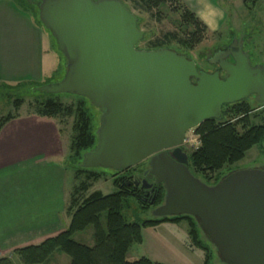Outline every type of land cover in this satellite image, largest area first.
Returning a JSON list of instances; mask_svg holds the SVG:
<instances>
[{
    "label": "water",
    "instance_id": "water-1",
    "mask_svg": "<svg viewBox=\"0 0 264 264\" xmlns=\"http://www.w3.org/2000/svg\"><path fill=\"white\" fill-rule=\"evenodd\" d=\"M35 1L65 61L63 78L37 91L77 96L100 112L96 146L79 168L125 172L148 161L140 189L153 193L154 179L164 190L153 219L190 217L222 263L264 264V169L235 171L209 187L192 176L181 149L224 106L254 97L264 108V66L251 65L244 36H231L209 74L185 55L137 50L143 36L119 0Z\"/></svg>",
    "mask_w": 264,
    "mask_h": 264
},
{
    "label": "rangeland",
    "instance_id": "rangeland-1",
    "mask_svg": "<svg viewBox=\"0 0 264 264\" xmlns=\"http://www.w3.org/2000/svg\"><path fill=\"white\" fill-rule=\"evenodd\" d=\"M119 1L122 2L129 13L137 20V29L143 36L142 41L136 47L139 51L170 50L177 54L185 55L201 71L210 74L215 69L213 67L214 65L211 64L213 54L218 49L228 46L231 42L230 34H227L226 30H224L218 34H210L208 32L198 44L192 46L189 42L192 27L184 25L181 5H184L188 10L189 8L179 0H169L170 2L167 4H160L157 7H149V0ZM19 2L21 7L28 6L31 8L38 20V2L32 0L28 5V0H19ZM221 5L223 4L221 3ZM245 5V7H240L238 11L231 10L233 14H225L226 20L223 29L232 27L233 32L231 31V33L233 34L237 31L238 34L234 38L245 36V40L242 41L244 42L242 43V49L248 54L251 65L264 66V0L254 3L250 0ZM36 25L42 28L44 37H47L50 41L52 40L54 44L55 41L52 37L48 36L50 33L40 23L36 22ZM58 55L60 56L59 53ZM60 58H62V55ZM55 75H51L52 77L49 76L48 78L45 77L43 82L36 85L20 84L17 86H7L0 84V120L8 115L13 118L4 124L0 130V156L3 151L8 152L9 150H13L14 146L20 143L19 140L27 138L29 139L26 141L28 142L26 144L28 147L36 146L53 151L52 146H57L55 147L54 158L67 169L68 177L72 180L73 187L75 188L74 197L78 204L82 203L94 193L102 196L117 193V189L113 185L114 180H124L128 185L130 184L129 186L132 185L131 179L143 180L142 172L145 169L144 163L136 166L135 172L133 169L125 172H114L101 168L90 170H81L79 168L84 154L90 152L96 146V132L99 128L100 112L83 98L73 95H47L37 91L41 86L58 82L63 78H58L56 81ZM48 102L61 105L65 111L53 117H44L40 113L43 112V108ZM245 103H247L251 110L249 114L250 126H264V108H259L254 97L248 98ZM66 109L69 111H66ZM85 120L88 122V130L93 136L94 145L88 150L77 153L75 150V142L79 135L81 125ZM226 120H230L233 123L237 120V117L232 112L226 111L221 121ZM38 123L46 124L48 128L39 129L37 126ZM195 130L189 131L186 134L187 142L181 149L188 158V168L192 176L206 186H215L225 175L235 171L264 169L263 143L248 151L243 160L237 164L226 166L217 173L206 175L195 173L190 164V156L201 146V136ZM237 131L240 134L243 133L242 127L238 126ZM48 136H51V147H49L50 140H48ZM68 186H70L69 183ZM120 186H123V184H120ZM136 189H138L137 191L140 190L139 188ZM160 205L142 209L137 200L131 197L123 204L121 214L127 223L140 224L144 221L152 220L153 210ZM102 221L104 223V220ZM186 224L185 222H181V225L178 227L180 228L179 230L182 231L183 229L181 228L185 230L187 228ZM196 232L198 240L209 253L210 258L208 264H225L221 262L215 248L211 246L202 231L196 228ZM92 235L93 228L89 226L84 231L75 233L72 236V240L75 243L91 248L94 245ZM169 238L173 239L171 244V246L174 245L173 251H168L165 242H163L164 239ZM184 242L185 239L180 240L177 236L165 234L157 237L146 233L144 234L142 244H135L130 248L128 260L138 259L139 256L143 255L150 258L159 257L158 259L163 264H204L202 255L198 251L189 253L182 248L181 244L185 245ZM53 258H55L54 261L57 264H68L70 262L67 256L58 252L54 254ZM13 261L15 262L13 263L11 261L13 264H21L17 256H13Z\"/></svg>",
    "mask_w": 264,
    "mask_h": 264
},
{
    "label": "crops",
    "instance_id": "crops-1",
    "mask_svg": "<svg viewBox=\"0 0 264 264\" xmlns=\"http://www.w3.org/2000/svg\"><path fill=\"white\" fill-rule=\"evenodd\" d=\"M179 1L205 25L210 34L226 30L227 34H235L233 37H236L238 32L231 33L232 27L223 29L225 14H233L231 10L238 11L250 0ZM252 1L254 3L260 0ZM36 22L34 11L21 7L19 0H0V84L36 85L51 75L56 74V81L64 76L63 57L60 58L61 54L55 43L44 37L42 28ZM48 36L51 37L49 34ZM37 126L39 129L47 127L46 124L39 123ZM48 137L51 147V136ZM28 140H19L20 143L14 146L15 150L3 151L0 156V259H8L13 263V256H16L14 251L37 246L67 230L75 211V188L67 169L54 158L57 146H52L53 151L36 146L28 147ZM180 225L181 223H164L144 228L140 244L146 233L157 237L165 234L177 236L180 240L185 239V245L181 244L182 248L189 253L198 251L205 262V252L192 245L188 225L186 224L185 230L181 228L182 231L178 228ZM169 239H164L163 242L168 251H173V239ZM128 256L127 254V261ZM141 258L163 264L159 257L143 255L129 262ZM53 264L57 263L54 261Z\"/></svg>",
    "mask_w": 264,
    "mask_h": 264
},
{
    "label": "trees",
    "instance_id": "trees-1",
    "mask_svg": "<svg viewBox=\"0 0 264 264\" xmlns=\"http://www.w3.org/2000/svg\"><path fill=\"white\" fill-rule=\"evenodd\" d=\"M168 2L170 1L149 0V7H157ZM146 7L149 9L148 6ZM181 7L184 25L192 27L189 42L193 46L198 44L208 31L205 25L184 5H181ZM24 8L31 10L28 6ZM37 21L39 22V20ZM245 101L224 106L219 120H209L195 130L201 136L200 148L190 156V164L195 173H201L202 175L217 173L226 166L237 164L243 160L245 154L253 147L264 143V126H250L249 114L251 110ZM63 111L65 109L61 105L48 102L40 114L44 117H53ZM66 111L69 110L66 109ZM226 111L232 112L237 120L233 123L230 120L221 121ZM12 119L8 115L0 120V130L4 124ZM87 124V120L82 123L75 142L77 153L88 150L94 145V139L88 130ZM238 126L242 127L243 133L240 134L237 131ZM120 184H123V186H120ZM113 185L117 189L115 194L102 196L94 193L80 204L74 199L75 211L67 230L37 246L14 251L21 264H53V256L57 252L67 256L70 260L69 264H159L146 258L129 262L126 256L133 245L142 242V229L164 223L178 224L181 222L187 223L192 245L205 252L204 264H208L210 256L207 249L198 240L196 228L197 230L199 228L194 219L180 216L152 219L137 224L127 223L122 216L123 204L131 197L137 200L142 209L162 204L164 198L162 185L155 186L153 189L155 190L152 194L154 195L153 204H150V201L143 196L141 190L137 191L138 189L135 186H129L130 184L128 185L124 180H114ZM102 220H104V223ZM89 226L93 228L94 245L91 248L72 240L75 233L82 232ZM0 264L13 263L8 259H0Z\"/></svg>",
    "mask_w": 264,
    "mask_h": 264
},
{
    "label": "flooded vegetation",
    "instance_id": "flooded-vegetation-1",
    "mask_svg": "<svg viewBox=\"0 0 264 264\" xmlns=\"http://www.w3.org/2000/svg\"><path fill=\"white\" fill-rule=\"evenodd\" d=\"M29 1V0H28ZM35 1V0H34ZM37 2V1H36ZM231 43V42H230ZM230 43L228 44V45H230ZM227 48V46L226 47H224V48H220V49H218L217 51H215V53L213 54V58H216V59H214V60H212V61H214V62H217V60L219 61V59H217V58H219V56L221 55V53L223 52V51H225V49ZM227 62H229V63H231V60L230 59H228V60H226ZM215 69H214V71L213 72H215L216 70H217V66L216 65H214L213 66ZM198 68V67H197ZM199 69V68H198ZM200 70V69H199ZM201 71V70H200ZM182 148V147H181ZM144 163V165H145V169H144V171L142 172V176H143V179L145 178V173L148 171V161H145V162H143ZM133 170H134V172L136 171V167L135 168H133ZM229 175V174H228ZM227 175H225L223 178H225ZM141 181H142V179H131V183H132V185L134 186V182H137V183H139V186L138 187H136V188H139L140 189V184H141ZM147 183L148 184H150V185H152V188L154 189L155 188V182H154V179H151V180H148L147 181ZM159 186V185H158ZM141 190V189H140ZM153 191H155V190H153ZM141 192L143 193V196H144V191L143 190H141ZM153 193H150L147 197H145L147 200H149V198L151 197V195H152Z\"/></svg>",
    "mask_w": 264,
    "mask_h": 264
},
{
    "label": "built area",
    "instance_id": "built-area-1",
    "mask_svg": "<svg viewBox=\"0 0 264 264\" xmlns=\"http://www.w3.org/2000/svg\"><path fill=\"white\" fill-rule=\"evenodd\" d=\"M187 142V139H186V137H185V141H184V144Z\"/></svg>",
    "mask_w": 264,
    "mask_h": 264
}]
</instances>
